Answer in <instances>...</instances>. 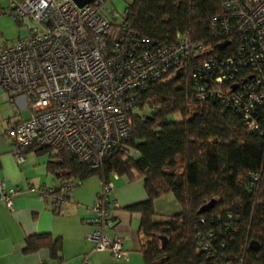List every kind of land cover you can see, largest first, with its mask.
<instances>
[{
	"label": "built area",
	"instance_id": "1",
	"mask_svg": "<svg viewBox=\"0 0 264 264\" xmlns=\"http://www.w3.org/2000/svg\"><path fill=\"white\" fill-rule=\"evenodd\" d=\"M106 1L77 7L71 0H7L9 15L29 21L27 34L0 43V90L9 99L22 96L28 112L26 119L4 131L17 161L31 147H46L98 167L127 140V114L136 110L140 92L202 49L185 31L172 42H158L139 39L122 20L112 27L104 14ZM219 2L221 12L206 21L208 33L219 44L226 41L223 46L229 45L228 37H235V54L200 61L191 78L202 99L210 81L222 84L236 77L239 81L231 82L228 94L214 92L240 114L246 128L262 132L257 108L264 107V0ZM66 173L68 169L57 168L56 185L40 189V199L54 210L67 203L79 182ZM110 190L108 179L89 208L86 221L95 229L86 239L94 251L108 252L117 261L125 254L122 241L112 235ZM15 193L0 182V203L9 208ZM203 243L200 249L206 251ZM82 264H88L85 258Z\"/></svg>",
	"mask_w": 264,
	"mask_h": 264
},
{
	"label": "trees",
	"instance_id": "2",
	"mask_svg": "<svg viewBox=\"0 0 264 264\" xmlns=\"http://www.w3.org/2000/svg\"><path fill=\"white\" fill-rule=\"evenodd\" d=\"M220 12L219 0H130L122 21L139 39L172 42L185 31L192 43L201 42L200 52L140 92L136 110L127 114V140L98 167L31 147L37 155L48 154L52 170L64 167L65 176L77 181L95 176L104 184L112 174L128 182L142 179L146 200L126 210L139 215L143 264H264V131L246 128L240 114L214 92L228 94L236 77L222 84L210 81L202 99L191 78L200 61L235 54V37L223 46L208 33L206 21ZM257 110L263 130L264 107ZM167 193L179 210L155 221L153 201ZM203 205L207 208L200 211ZM201 242L208 251L200 249ZM24 244L26 254L46 249L50 260H59V238L34 235Z\"/></svg>",
	"mask_w": 264,
	"mask_h": 264
},
{
	"label": "crops",
	"instance_id": "3",
	"mask_svg": "<svg viewBox=\"0 0 264 264\" xmlns=\"http://www.w3.org/2000/svg\"><path fill=\"white\" fill-rule=\"evenodd\" d=\"M7 7V0H0V37L11 41L20 37V32L15 35ZM15 110L18 111L16 116L13 114ZM27 116L22 96L9 99L0 90V182L16 190L9 208L0 203V264H82L84 258L88 264H143L142 240L137 234L139 215L126 210L128 206L146 200L142 179L128 182L117 175L109 178L111 190L107 200L113 206L115 218L112 235L122 241L125 254L115 261L108 252L94 251L93 244L86 239L95 229L86 219L101 189L100 180L92 176L79 181L68 195L67 203L60 210H54L49 201H42L39 197L40 189L54 187L57 183L56 170L51 169L48 154L37 155L29 148L23 152L20 161L13 156V144L4 131L10 124ZM161 199L168 204L174 200L171 193L155 199L154 212ZM170 211L176 213L177 205ZM34 235L60 239L58 262L50 260L46 249L24 253L25 238Z\"/></svg>",
	"mask_w": 264,
	"mask_h": 264
},
{
	"label": "rangeland",
	"instance_id": "4",
	"mask_svg": "<svg viewBox=\"0 0 264 264\" xmlns=\"http://www.w3.org/2000/svg\"><path fill=\"white\" fill-rule=\"evenodd\" d=\"M129 1L130 0H107L104 3V6H103L104 14H105V17L109 23H111L113 26H117L120 24V22L123 18L125 6L128 4ZM9 16L11 17L10 21L13 25L15 35L20 32V34H18V35L24 36L27 33V30L29 27V21L24 19V20L20 21L19 24H16L14 21V18L11 15H9ZM11 41H6L4 38L0 37V43H2V42L8 43ZM171 118L177 119V115H174ZM172 201H173V203H169V204L167 202H165L164 199L157 201V204L155 206L156 215L153 217V219L155 221H165L168 219L169 215L174 214L170 210L172 208L176 207L177 203L174 202V200H172ZM177 208L179 210L178 205H177Z\"/></svg>",
	"mask_w": 264,
	"mask_h": 264
},
{
	"label": "water",
	"instance_id": "5",
	"mask_svg": "<svg viewBox=\"0 0 264 264\" xmlns=\"http://www.w3.org/2000/svg\"><path fill=\"white\" fill-rule=\"evenodd\" d=\"M77 7H83L84 5L90 3L92 0H71ZM226 44V41L223 42V44L221 45H225ZM219 45V46H221ZM207 208V205H203L201 208H200V211L204 210ZM160 240L162 241V245H161V248H164V245H165V240L163 237H160ZM249 248L251 250H256L257 249V244L254 243V242H250L249 243Z\"/></svg>",
	"mask_w": 264,
	"mask_h": 264
}]
</instances>
